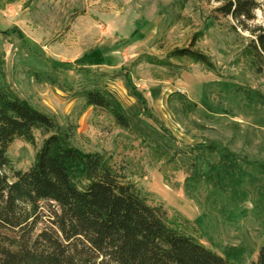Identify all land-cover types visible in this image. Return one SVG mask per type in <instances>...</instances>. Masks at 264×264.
I'll use <instances>...</instances> for the list:
<instances>
[{"label": "rangeland", "instance_id": "rangeland-1", "mask_svg": "<svg viewBox=\"0 0 264 264\" xmlns=\"http://www.w3.org/2000/svg\"><path fill=\"white\" fill-rule=\"evenodd\" d=\"M220 1L0 0V87L75 125L73 144L108 156L182 232L249 264L264 245V74L243 54L248 31L215 12ZM250 23L264 26V13ZM196 33L212 68L167 57ZM94 88L128 128L84 104ZM33 136L7 148L13 169L34 162L46 133Z\"/></svg>", "mask_w": 264, "mask_h": 264}, {"label": "trees", "instance_id": "trees-1", "mask_svg": "<svg viewBox=\"0 0 264 264\" xmlns=\"http://www.w3.org/2000/svg\"><path fill=\"white\" fill-rule=\"evenodd\" d=\"M214 10L233 19V29L248 31L243 54L264 74V26L250 23L258 10L264 13V0H221ZM199 35L167 57L212 68L209 57L192 48ZM145 61L166 60L146 55ZM82 96L87 107L105 109L129 127L109 92L85 89ZM35 128L46 136L34 162L13 169L7 148L15 138L33 142ZM75 130L0 87V264H233L182 232L181 222L125 181L108 156L74 145ZM249 264H264V245Z\"/></svg>", "mask_w": 264, "mask_h": 264}]
</instances>
